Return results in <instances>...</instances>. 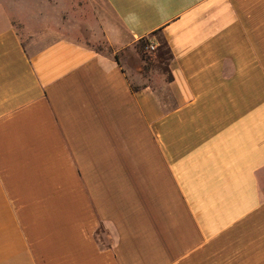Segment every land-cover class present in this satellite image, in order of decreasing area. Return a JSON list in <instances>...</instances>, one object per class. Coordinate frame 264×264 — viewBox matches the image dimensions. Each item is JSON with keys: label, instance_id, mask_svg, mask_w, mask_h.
<instances>
[{"label": "crops", "instance_id": "obj_1", "mask_svg": "<svg viewBox=\"0 0 264 264\" xmlns=\"http://www.w3.org/2000/svg\"><path fill=\"white\" fill-rule=\"evenodd\" d=\"M103 2L105 51L0 8V264H264V0Z\"/></svg>", "mask_w": 264, "mask_h": 264}, {"label": "rangeland", "instance_id": "obj_2", "mask_svg": "<svg viewBox=\"0 0 264 264\" xmlns=\"http://www.w3.org/2000/svg\"><path fill=\"white\" fill-rule=\"evenodd\" d=\"M0 8L23 43L34 37L35 44L29 46L67 37L99 50L108 49L103 32L109 13L103 0H0ZM139 46L137 42L138 56L133 55V64L139 66L146 84L167 101L168 53L162 46L150 49L148 45L139 52Z\"/></svg>", "mask_w": 264, "mask_h": 264}, {"label": "trees", "instance_id": "obj_3", "mask_svg": "<svg viewBox=\"0 0 264 264\" xmlns=\"http://www.w3.org/2000/svg\"><path fill=\"white\" fill-rule=\"evenodd\" d=\"M138 42H139V44H140L138 50H139V52H141V50H143V47L148 45V43H149V38H148V37L141 38L140 40H138ZM159 46L164 47L165 50H166V52H167L168 55H169V52H168L167 48L165 47V45L161 44V45H159ZM169 60H170V55H169ZM168 72H169V70H168ZM170 78H171V77H170V75H169L168 80H169Z\"/></svg>", "mask_w": 264, "mask_h": 264}, {"label": "clouds", "instance_id": "obj_4", "mask_svg": "<svg viewBox=\"0 0 264 264\" xmlns=\"http://www.w3.org/2000/svg\"><path fill=\"white\" fill-rule=\"evenodd\" d=\"M157 8H158V11L161 12V15H162V18H163V15H164V12H165L163 6L157 5ZM129 16L134 17L137 21L139 19L138 17H136L135 13H129Z\"/></svg>", "mask_w": 264, "mask_h": 264}, {"label": "built area", "instance_id": "obj_5", "mask_svg": "<svg viewBox=\"0 0 264 264\" xmlns=\"http://www.w3.org/2000/svg\"><path fill=\"white\" fill-rule=\"evenodd\" d=\"M148 46H149L150 49H154L153 44L150 43V44H148Z\"/></svg>", "mask_w": 264, "mask_h": 264}]
</instances>
